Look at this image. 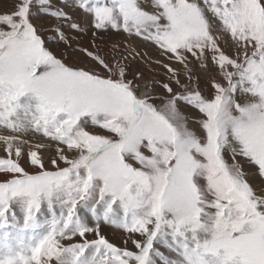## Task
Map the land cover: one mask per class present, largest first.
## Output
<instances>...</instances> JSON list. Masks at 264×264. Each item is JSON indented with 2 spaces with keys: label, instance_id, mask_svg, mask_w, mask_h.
Segmentation results:
<instances>
[{
  "label": "snow or ice",
  "instance_id": "6c2138e0",
  "mask_svg": "<svg viewBox=\"0 0 264 264\" xmlns=\"http://www.w3.org/2000/svg\"><path fill=\"white\" fill-rule=\"evenodd\" d=\"M0 129V264H264V0H11Z\"/></svg>",
  "mask_w": 264,
  "mask_h": 264
},
{
  "label": "rangeland",
  "instance_id": "374dc122",
  "mask_svg": "<svg viewBox=\"0 0 264 264\" xmlns=\"http://www.w3.org/2000/svg\"><path fill=\"white\" fill-rule=\"evenodd\" d=\"M11 5V0H0V11H4L6 8H9ZM76 15L81 18L82 20H87V21H91V17H85L84 15L82 16V13H76ZM55 23H58L57 21H44L43 22V29L42 30H47L50 26L54 25ZM92 33V29L90 26H88V32L87 34L85 33H80L79 35L81 36V43L82 44H88L90 43L89 37L91 36ZM98 35L101 37L98 40V43L100 44V46L102 48H104L105 46H107L109 49L111 48L112 43H115L117 41H123L124 37L126 34H115L112 32H101L98 33ZM134 44H137L140 46L141 50L146 51L151 57L156 58L158 57L159 53L157 52L156 48L154 46H152L150 43H143L141 42L138 38L133 40ZM174 67H177V65L175 63H173ZM142 69L145 71L146 75H152L155 74L157 79H163L164 78V74H165V70L162 68H159L158 66L152 64V65H148V64H142L141 65ZM197 72H199L201 79L199 82V86L200 88L204 91L205 95L209 94V89L206 87L205 81L207 79V77L204 76V74L202 72H200L199 69H197ZM181 110L192 117H199L200 114L198 112H196L193 109L187 108L184 105H181ZM3 134H7L3 129H0V135ZM0 149H2V146H0ZM49 153H45V155L47 156ZM3 155L2 150H0V156ZM48 167H51L50 165H48ZM29 171H31L32 169L29 168ZM253 183L257 186H261L262 182L259 178H257L256 180L253 181ZM103 234L109 239L110 242H113L115 245H117L118 247H128L129 249L135 250L134 246L129 242L127 245L124 244V239L127 236V233L115 229L114 227H110L105 225L103 227Z\"/></svg>",
  "mask_w": 264,
  "mask_h": 264
},
{
  "label": "crops",
  "instance_id": "0c3cea01",
  "mask_svg": "<svg viewBox=\"0 0 264 264\" xmlns=\"http://www.w3.org/2000/svg\"><path fill=\"white\" fill-rule=\"evenodd\" d=\"M82 16H83V14H82Z\"/></svg>",
  "mask_w": 264,
  "mask_h": 264
}]
</instances>
